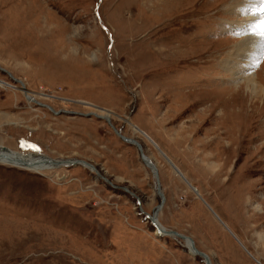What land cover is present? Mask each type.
Segmentation results:
<instances>
[{"label":"rangeland","instance_id":"rangeland-1","mask_svg":"<svg viewBox=\"0 0 264 264\" xmlns=\"http://www.w3.org/2000/svg\"><path fill=\"white\" fill-rule=\"evenodd\" d=\"M236 1L0 0V146L81 162L0 164V264H205L157 235L153 172L101 110L159 170L166 230L213 264H264V95L226 63Z\"/></svg>","mask_w":264,"mask_h":264},{"label":"bare ground","instance_id":"bare-ground-1","mask_svg":"<svg viewBox=\"0 0 264 264\" xmlns=\"http://www.w3.org/2000/svg\"><path fill=\"white\" fill-rule=\"evenodd\" d=\"M263 4H264V0H237L236 2L231 4L227 9V11L230 13L231 16H235L236 18L242 17L241 19L242 21L240 20L241 22H238L237 26L241 27V30L243 31H241V36H242L241 42L237 44L236 49L231 53V55L229 56L230 59L228 58L229 61L227 60L226 63L227 65H231L232 63L239 64L242 61L245 62L246 67L243 73H241L240 67H237L235 70H237L238 72L237 78L242 79L246 82L250 94L253 95L252 98L264 95V88L260 86L261 84H259L260 82L258 81V78L255 75L256 73L252 71V68L256 67V65L258 66V64L260 63L259 62L260 58L264 56V5ZM258 36H260V38ZM0 86L8 87V85L4 84L1 81H0ZM22 87L24 90H26L25 86ZM24 95L30 103H33L37 100L36 96H33L31 94L25 93ZM94 114L96 116L106 117L112 123L111 121L112 115L110 112L101 110L98 113H94ZM146 134L145 136L148 137V135ZM2 148L3 146H0V164H4V165L12 166L14 168H20L28 171H33L35 173H40V174L53 171L55 169L60 168L61 166L68 167L67 165L68 162L66 163L60 161L59 162L52 161L50 160L51 158L48 159L45 156L34 155L31 153H19L9 149L5 150L6 148L5 149ZM142 152H143V148H142ZM73 163L75 164L74 166H76L79 165L81 162H73ZM84 164L87 165V163ZM146 167L153 172L152 167H149L147 165ZM156 170L158 172V180L160 182L159 179L160 172L157 168ZM192 189L194 192H197V195H200L201 197V194L197 188L193 187ZM160 210L161 209H159L158 212L155 213L154 215H151V217L153 219L156 218L159 226L161 227L162 230H164V232H168V230H166V228L162 226V224L159 221ZM156 230L158 232L157 235H159V230L158 229ZM159 236H171V235H168L166 233L164 235H159ZM185 242L190 249L191 248L190 241L187 240ZM196 249L198 250L197 247ZM190 250L192 255L196 257L197 255L193 252L192 248ZM209 260L211 262L210 257ZM211 264L213 263L211 262Z\"/></svg>","mask_w":264,"mask_h":264},{"label":"water","instance_id":"water-1","mask_svg":"<svg viewBox=\"0 0 264 264\" xmlns=\"http://www.w3.org/2000/svg\"><path fill=\"white\" fill-rule=\"evenodd\" d=\"M5 72H6V71H5ZM20 83H21V82H20ZM21 85L24 86L23 83H21ZM52 111H54V110H52ZM54 112H55V111H54ZM55 114L58 115L59 112H57V113H55ZM91 115L96 116V115L93 114V113H92V114H88V116H91ZM96 117L99 118V119H101V120H105L106 122H108V124L112 127V129L115 131V133H116V134H117V135H118V136H119L124 142H126V143H128V144H130V145L135 146V147L139 150V152H140V154H141V156H142L143 162H144L147 166L153 168V176H154L155 189H156V192H157L158 196L160 197V203H159V205L157 206V208H156L154 214L157 213L158 210L161 209V208L164 206V204L166 203V196H165L164 192L162 191V186H161V184H160V182H159V180H158V172H157V170H156L155 164L153 163V161L151 160V158L144 156V154H143V152H142V145H141L138 141H136V140H134V139H131V138H127L126 136L122 135L121 130H118V129H117V128H116V127L110 122V120H109L108 118L103 117V116H96ZM127 120H130V118H128ZM67 165H68V166H74L75 164H74L73 162H68ZM87 165L90 166V167H92L93 169H95V167L92 166L91 164L87 163ZM174 167H175V166H174ZM175 170H176V172H177L178 174H180V175L183 177V174H182V173H181L176 167H175ZM104 180L107 181V182H108L110 185H112L114 188H118L117 186H115L114 184H112V182H111L110 180H108V179H106V178H104ZM123 189H124L126 192L131 193V192L129 191L128 188H123ZM133 196L135 197V195H133ZM135 198L137 199L138 204L141 206V201H140V199H139L138 197H135ZM143 213H144V214L150 219V221L152 222V225H153L156 229L159 230V235H164V234L167 233L168 235H171V236H174V237L180 238V239L183 240V241H187V240L190 241L191 248H192L193 252H194L197 256L203 258L205 264H211V262H210V260H209V257H208L205 253H203V252H201V251H199V250L196 249V246L194 245V241H193V239H192L190 236H187V235H184V234L178 233L177 231H173V230H170V231H168V232H164V230H162L161 227L159 226V224H158L156 218L153 219V218L151 217L150 214H147V213H145L144 211H143ZM191 248H190V249H191ZM188 249H189V248H188ZM190 249H189V250H190ZM190 251H191V250H190Z\"/></svg>","mask_w":264,"mask_h":264},{"label":"crops","instance_id":"crops-1","mask_svg":"<svg viewBox=\"0 0 264 264\" xmlns=\"http://www.w3.org/2000/svg\"><path fill=\"white\" fill-rule=\"evenodd\" d=\"M228 229H229V228H228ZM217 231H218V227H217ZM230 231H232V230H230ZM233 234L235 235L236 233L233 232ZM235 236L238 237L237 234H236ZM240 238H241V237H240ZM217 239H218V240H215V239H214L215 242H216V243H220V242H219V241H220V238L217 237ZM241 239H242V238H241ZM241 242H242V241H241ZM233 243H234V242H233L232 240H230L229 237H227V240H226V242L224 243L225 248H226V249H227V248L230 249V247H231V245H233ZM240 244H241V243H240ZM222 245H223V244H222ZM201 249H202V248H201ZM202 250H203L204 252H206L204 249H202ZM229 252H230V251H229ZM206 254H208V255L212 258V256H211L210 253L206 252ZM212 260H213V258H212Z\"/></svg>","mask_w":264,"mask_h":264}]
</instances>
